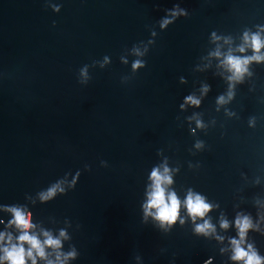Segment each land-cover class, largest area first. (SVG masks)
Masks as SVG:
<instances>
[{
  "label": "water",
  "instance_id": "water-1",
  "mask_svg": "<svg viewBox=\"0 0 264 264\" xmlns=\"http://www.w3.org/2000/svg\"><path fill=\"white\" fill-rule=\"evenodd\" d=\"M233 241L264 264V0H0V264H245Z\"/></svg>",
  "mask_w": 264,
  "mask_h": 264
},
{
  "label": "clouds",
  "instance_id": "clouds-1",
  "mask_svg": "<svg viewBox=\"0 0 264 264\" xmlns=\"http://www.w3.org/2000/svg\"><path fill=\"white\" fill-rule=\"evenodd\" d=\"M252 45L253 48L257 50L261 47V41L258 36L252 37ZM257 59H259V57H257ZM228 63L231 65L232 69H234L237 73H240L242 71V63H247V60H244L242 62L239 58L229 56ZM140 66L141 65L139 61H137L133 65L134 68ZM187 99L193 104H199V101L194 100L192 97H188ZM219 102H224L223 97L220 98ZM152 177L154 178V191L150 195L148 208L157 209L155 213V218L157 220H160L162 223H173L178 217L180 202L177 199L175 193H172L166 199L165 190L162 187V181L167 179L168 182H170V178L161 177L158 171H153ZM55 191V187L50 188L46 195L42 194V198L48 199L49 197L55 195ZM186 203L188 211L193 216V218H195L196 216L203 217L205 212L210 210L211 207L210 205L204 203L200 196H196L195 198H193L191 194H189ZM11 210L14 212L15 215V220L13 221V223H15L18 227L25 229L24 234L21 235L19 238L20 241L29 243L32 248L35 249L41 257H43L45 253L40 241L36 237L30 236L27 232V229L31 227L29 220L26 219L24 213L21 212L19 209ZM237 224L240 228L241 237H243L245 230L249 227L248 220L247 218H245L243 221H237ZM223 226L227 227V224L225 223ZM210 227L211 225L205 222L204 225L197 226V231L204 232ZM45 235H47V233ZM45 243L50 247L56 248H59L61 245V242L59 240L52 239L51 236L48 237ZM233 243L236 245L235 255L233 259L244 260L245 264H262L261 258L257 256L254 252L249 254L245 252L243 248L240 247L238 241H233ZM5 252L7 254L6 258L10 261V264H25V252L22 244L19 248L13 246L11 250L5 249ZM27 255L33 258V264H35V258L32 256V252L29 251Z\"/></svg>",
  "mask_w": 264,
  "mask_h": 264
}]
</instances>
